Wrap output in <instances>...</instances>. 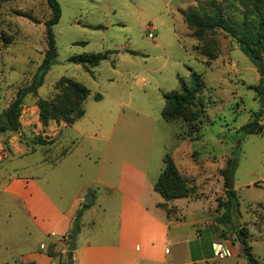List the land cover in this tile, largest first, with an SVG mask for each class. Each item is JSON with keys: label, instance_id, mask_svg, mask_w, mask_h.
<instances>
[{"label": "rangeland", "instance_id": "374dc122", "mask_svg": "<svg viewBox=\"0 0 264 264\" xmlns=\"http://www.w3.org/2000/svg\"><path fill=\"white\" fill-rule=\"evenodd\" d=\"M202 1L59 0L62 16L54 27L58 57L38 93L26 97L20 130L0 135V171L11 176L44 175L48 169L44 161L57 163L67 150H74L70 162L59 165L55 175L67 177L68 163L73 161L78 171L75 177L84 178L88 175L84 164L95 167L103 162V152L93 153L94 143L103 148L114 126L113 141L119 137L127 141L123 129L130 122L131 142L142 144L150 154L147 173L151 182L160 176L164 159L171 154L195 188L190 198L195 204L187 213H194L190 218L199 221L196 232L187 225L174 234L197 238L204 226H211L229 242L231 250L225 258L216 254V261L208 264H248L235 233L236 228H246L253 254L264 262V132L248 135L243 130L259 112H263L264 125V78L260 76L264 61L254 64L233 39L220 32L215 36L218 58L208 67L207 59L195 50L198 42L183 19L184 12ZM50 17L46 0H0V114L19 89L31 84L40 67L47 49L45 22ZM152 31L154 39L149 37ZM107 51L113 52L111 57L91 71L72 61ZM191 71L204 82L196 99L204 111L202 124L193 129L181 119L169 123L162 117L164 95L180 90L179 79L192 86ZM62 78L90 90L86 114L73 126L55 121L45 126L38 99L54 100L55 86ZM97 94L101 101L95 100ZM230 158L236 160L233 187L239 215L233 226H224L217 221L224 212L219 203L226 199L221 170ZM121 165V160L109 159L105 171L109 168V177H117ZM56 190L58 200L68 204L73 198L71 185L63 193ZM81 196L84 198V193ZM170 211V217H179L178 209ZM210 235L212 232L203 237ZM57 264L69 261L58 257Z\"/></svg>", "mask_w": 264, "mask_h": 264}, {"label": "crops", "instance_id": "0c3cea01", "mask_svg": "<svg viewBox=\"0 0 264 264\" xmlns=\"http://www.w3.org/2000/svg\"><path fill=\"white\" fill-rule=\"evenodd\" d=\"M128 123L123 129L127 141L121 137L113 141L114 126L103 148L94 143L93 153L103 152V162L96 168L84 164L88 172L84 178L75 177L73 161L68 163L67 177L55 175L59 165L70 162L74 150H67L57 163L44 161L48 164L44 175L11 176L0 171V264H57L58 257L72 264H208L216 261L221 247L229 254V242L211 226H204L197 238L174 234L187 225L194 230L199 223L197 217L190 218L194 213H187L195 202L186 198L167 203L168 209L179 210L178 218L160 206L165 201L155 190L159 177L153 182L148 177L150 154L142 144L131 142ZM109 159L122 161L117 177H109V168L105 171ZM70 185L74 193L67 204L55 195L56 189L69 191ZM89 195L94 202L80 219L70 260L73 222ZM210 232V237H203Z\"/></svg>", "mask_w": 264, "mask_h": 264}, {"label": "trees", "instance_id": "16d2710c", "mask_svg": "<svg viewBox=\"0 0 264 264\" xmlns=\"http://www.w3.org/2000/svg\"><path fill=\"white\" fill-rule=\"evenodd\" d=\"M46 3L51 11V17L45 22L47 49L43 61L31 84L19 89L15 99L0 114V135L17 133L20 130V117L26 97L38 93V89L44 83L46 75L58 57L54 27L61 20L62 10L59 0H46ZM22 16L38 23L36 19L29 15L24 14ZM183 19L191 30L192 37L198 42L195 50L207 59L205 64L208 67H211L212 63L218 58L219 43L215 36L220 32L233 39L254 64L259 65L264 61V0H205L199 2L196 7L191 8L188 12H184ZM81 44L85 45L86 43ZM112 54L111 51L85 54L72 58V61L82 65L86 71H91L98 67L101 62L108 60ZM191 79L192 86H189L183 79H179L180 90L164 95L166 105L162 111V117L169 123L181 119L190 129H193L197 123L202 124L201 119L204 111L197 106L196 99L204 90V82L201 75L193 71H191ZM55 90L57 94L54 100L38 99L37 105L41 112L43 124L47 126L50 121H55L57 124L64 122L72 125L81 120L86 114L84 105L90 96V90L81 83L69 78L60 79L55 86ZM94 98L96 101L102 100V96L99 94ZM262 120L263 112L253 114V119L243 127V130L248 135H262L264 132ZM40 144L45 145L47 143L41 141ZM164 164L165 167L156 182L155 190L165 201L160 206L167 209L169 214L171 211L168 209L167 203L193 197L195 188L181 174L171 154L166 155ZM235 165L236 160L230 158L226 167L221 170L226 189V199L219 203V208H224V212L217 221L224 226H233L234 218H238L239 215L238 197L233 187ZM91 206L92 202L82 204L76 213L73 229L79 228L80 219ZM235 233L248 264H264L255 257L252 248L248 244L247 229L236 228ZM72 255L73 252H70V260Z\"/></svg>", "mask_w": 264, "mask_h": 264}, {"label": "water", "instance_id": "95a60500", "mask_svg": "<svg viewBox=\"0 0 264 264\" xmlns=\"http://www.w3.org/2000/svg\"><path fill=\"white\" fill-rule=\"evenodd\" d=\"M260 76L262 78H264V64H262L260 66ZM91 198H88L85 200V204H90L91 202ZM76 241H77V229H73L72 230V235H71V243H70V246H69V251L70 252H74L76 250Z\"/></svg>", "mask_w": 264, "mask_h": 264}, {"label": "built area", "instance_id": "2783aa9c", "mask_svg": "<svg viewBox=\"0 0 264 264\" xmlns=\"http://www.w3.org/2000/svg\"><path fill=\"white\" fill-rule=\"evenodd\" d=\"M149 37L151 39H154L155 38V36L153 34V31L149 34ZM216 254L220 258H224V257H226L228 255L227 251L224 250L222 247L216 251Z\"/></svg>", "mask_w": 264, "mask_h": 264}]
</instances>
